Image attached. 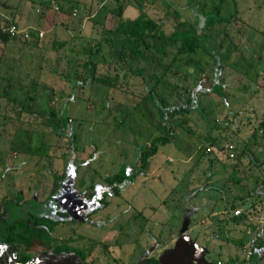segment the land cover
<instances>
[{
	"label": "rangeland",
	"instance_id": "374dc122",
	"mask_svg": "<svg viewBox=\"0 0 264 264\" xmlns=\"http://www.w3.org/2000/svg\"><path fill=\"white\" fill-rule=\"evenodd\" d=\"M66 1L74 9L72 21L67 12L56 9L55 2L42 9L31 0H0L1 17L14 12V21L21 29L43 32L37 45L34 40L18 39L4 50L0 46V56L3 53L4 61L25 84L31 78L40 82L31 91L36 96L30 101L33 109L41 108L42 100L59 113L66 109L74 118L71 123L78 136L74 160L68 155L69 136L64 130L57 133L42 119L33 121L25 114L17 121L19 103L5 102L0 108V208L5 197L22 193L25 199L37 200L26 207L28 211H66V222L59 224L54 234L71 238L70 244L80 248L90 244L89 239L96 240L97 246L86 257L91 264H140L146 254L159 257L164 264H264L261 205L248 197L235 200L236 207L230 208L236 194L251 191L264 176V127L259 126L264 114V47L260 48L264 43V0H140L152 16L171 8L179 10L196 25L204 42L208 39L203 34L205 21L210 16L217 22L236 12V23L227 27L232 37L245 27L246 33L235 37L244 40L245 55L233 49L225 58L226 67L220 74L224 96L197 93L183 117L186 123L175 130L174 142L162 146L150 159L146 175L137 176L119 194L108 195L107 205L93 214L88 212L100 203L102 177L123 165H135L139 149L158 134L157 127L165 125L161 112L143 98L154 81L149 76L159 74L162 66L156 58L148 62L139 59L132 67L143 69L144 74H132L121 88L87 83L69 97L71 85L61 76L67 70V57L56 61L61 54L52 49V41L69 39L68 59L76 58L86 74L82 47L87 41L93 44L101 32L100 25L89 20L88 12H95L102 2L114 5V0ZM126 1L124 16L135 17V0ZM216 6H220L219 13L214 12ZM206 43L214 50L219 40L209 35ZM164 50L168 56L163 50L157 56L168 61L175 46ZM207 67L212 73V65ZM184 76H170L171 82L179 84L170 98L172 103L180 102V95L187 96L184 88H193L199 74ZM6 83L0 79V92ZM162 87L165 91L171 85ZM11 91L20 98L25 88ZM48 91L51 94L46 98ZM115 118L120 121L114 127ZM18 129L40 133V141L49 147L48 155H32L25 140L14 145ZM207 136L219 137V148L208 151ZM230 144L235 153L243 147L248 152L236 158ZM85 159L87 163L76 166ZM232 176L238 178V186ZM90 193L93 195L86 199ZM4 249L0 248V255ZM27 264L80 263L72 252L57 257L51 251L44 256L33 251Z\"/></svg>",
	"mask_w": 264,
	"mask_h": 264
},
{
	"label": "trees",
	"instance_id": "16d2710c",
	"mask_svg": "<svg viewBox=\"0 0 264 264\" xmlns=\"http://www.w3.org/2000/svg\"><path fill=\"white\" fill-rule=\"evenodd\" d=\"M31 1L38 4L42 9H48L55 2L56 9L67 12L70 21H72L71 15L74 9L68 5L66 0ZM126 5V0H114V5L102 2L95 12H88L89 20L94 26L100 25L101 32L99 39L93 44L87 41L82 47L84 64L88 71L86 74L80 70V62L75 60L76 58L68 59L69 55L66 52V48L69 45V39H54L51 45L56 53L61 54V56L56 58L57 62L60 61L61 57H67V70H64L61 76L71 85L72 91L69 94L71 98L76 95L75 93L78 92V89L83 88L87 83L96 82L115 89L121 88L123 82H127V79L132 74H144L143 69L136 70L132 67L133 61L143 59L148 62V60L156 58L162 66L159 74H151L149 76L154 81L151 86H148L143 98L151 102L161 112L165 125L163 128L157 127L158 134L151 138L150 143L139 149L135 165H123L115 173L102 177L103 188L99 197L100 203L96 207L91 208L88 212L89 214H93L100 208L105 207L108 195L119 194L137 176L140 174L146 175L150 159L155 156L162 146L173 143L175 130L178 127H183L186 123V119L183 117L197 93L206 94L213 92L224 96L220 74L226 67L225 58L234 50L245 55L241 46V42L244 40L239 39L240 41H238L235 38L246 33L245 27L237 29L238 35L236 34L233 37L227 27L231 22L236 23L238 15L236 12L231 14L229 18L217 19L218 23L212 16L205 21L203 34L208 36V39L209 35H212L219 40L218 44H214V50H211L210 45L206 43L208 39H206V42L202 41V36L196 25L187 20L179 10L171 8L167 9L163 15L152 16L143 8L140 0H135L133 5L138 9V13L135 17L129 18L124 16ZM219 11L220 6H216L214 12L219 13ZM112 17L113 24L109 25ZM12 24L20 27L14 21V12H11L10 17L0 16V46L3 50L12 40L27 41L30 39L34 40V45L38 44L39 36L36 30L28 29V36L23 34L12 35L8 32V28ZM168 24H170V28H166ZM77 28V26L73 25V29L78 30ZM166 46H175V51L168 61L157 56V52L162 50L168 56L164 50ZM260 46L262 49L264 43H261ZM105 48L107 49L106 53L104 52ZM216 48L220 49V51ZM203 61H206V63ZM250 62L252 64V61ZM208 65H212V73L208 70ZM194 72L198 73L199 76L193 88L190 90L184 88V91H187V96L183 97V95H180L178 99L180 102L172 103L170 98L178 90L179 84L171 82L170 76L181 73L186 76ZM0 79L7 82L0 92V100H2L0 101V108H3L5 102L19 103L15 118L17 121H20L22 119L21 115L25 114L28 117L32 116L33 121L42 119V123L51 125L57 133H63L62 131L64 130L66 135L69 136L68 155L77 160L76 143L78 136L74 130L73 123H71L74 118L72 119L67 114L66 109L59 113L54 108L46 105V100H42L40 102L41 108L34 110L30 101H33L36 96L31 91L40 82L36 78H31L25 84L21 80L20 75L14 72L13 66L4 61L3 53L0 56ZM12 84L15 85L14 87L18 91L25 88L23 93L20 92V98L10 94L12 92L11 89L14 88ZM163 84L171 85V88L163 91ZM50 94L49 91L44 93L46 98H49ZM229 115L233 116L234 114L229 113ZM84 121L96 122L88 118H85ZM119 121L117 118L112 121L114 127L118 125ZM78 122H81V120ZM103 122L107 123L106 121ZM259 126L264 127V114H262L259 121ZM18 130L13 135L16 140L14 145H22L25 140L28 147L26 150L32 155H48L49 147L40 141V133L31 132V134L27 129ZM205 139L209 142L208 151H212L214 147L219 148V137L207 136ZM227 148L229 149V147ZM230 148L232 152H236L233 145ZM247 152L246 147H243L239 153H235V157L240 158L243 153ZM68 155L65 154L63 156L66 158ZM85 162H88L87 159L83 162H77L76 166ZM231 179L237 186L239 185L240 182L236 176H232ZM92 195V193L88 194L86 199ZM248 197H253L261 205V212H264V203H262L264 202V176L261 177V184L251 191L245 192L241 190L239 194H236L230 208L236 207L235 200H240L241 202ZM33 200L37 202L34 198L25 199L22 193H17L14 198L5 197L2 200V208H0V242L6 243L13 248L18 255V260L23 263L30 260L32 251H38L43 255L51 251L57 257L72 252L80 264H91V262H86V257L97 246L96 240L89 239L90 244L88 243L86 247L80 248L78 245L73 246L70 244L71 238L65 240L57 237L54 234V230L59 224L66 222L67 212L56 210L55 213H44L39 212V209L37 211H28L26 207L30 206ZM254 204L255 201L251 205L255 207ZM140 264L164 263L159 257L146 254ZM212 264H215V262Z\"/></svg>",
	"mask_w": 264,
	"mask_h": 264
},
{
	"label": "flooded vegetation",
	"instance_id": "af4514ba",
	"mask_svg": "<svg viewBox=\"0 0 264 264\" xmlns=\"http://www.w3.org/2000/svg\"><path fill=\"white\" fill-rule=\"evenodd\" d=\"M5 247L2 254L0 255V264H27L33 257V251L31 252L32 256L29 261L21 262L18 260V255L8 244L0 242V248ZM50 252V251H49ZM47 252V253H49ZM41 256H44L42 253H39Z\"/></svg>",
	"mask_w": 264,
	"mask_h": 264
},
{
	"label": "built area",
	"instance_id": "2783aa9c",
	"mask_svg": "<svg viewBox=\"0 0 264 264\" xmlns=\"http://www.w3.org/2000/svg\"><path fill=\"white\" fill-rule=\"evenodd\" d=\"M8 32L12 35L14 34H23L24 36H28V29H21L20 27H17L16 25L12 24L8 28ZM43 32H38V36H42ZM249 254H251V251H249ZM215 264H222L221 261H217Z\"/></svg>",
	"mask_w": 264,
	"mask_h": 264
}]
</instances>
